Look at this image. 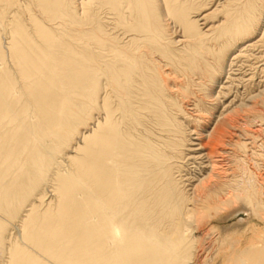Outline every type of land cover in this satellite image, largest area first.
Here are the masks:
<instances>
[{
	"label": "bare ground",
	"instance_id": "1",
	"mask_svg": "<svg viewBox=\"0 0 264 264\" xmlns=\"http://www.w3.org/2000/svg\"><path fill=\"white\" fill-rule=\"evenodd\" d=\"M0 264H264V0H0Z\"/></svg>",
	"mask_w": 264,
	"mask_h": 264
},
{
	"label": "rangeland",
	"instance_id": "2",
	"mask_svg": "<svg viewBox=\"0 0 264 264\" xmlns=\"http://www.w3.org/2000/svg\"><path fill=\"white\" fill-rule=\"evenodd\" d=\"M238 221H243L244 224H254L255 220L253 219L252 215L247 212V211H242L240 212V214L230 218L227 222H226V226H232L238 223ZM220 226V224H216V226ZM197 237H199V232H196Z\"/></svg>",
	"mask_w": 264,
	"mask_h": 264
}]
</instances>
